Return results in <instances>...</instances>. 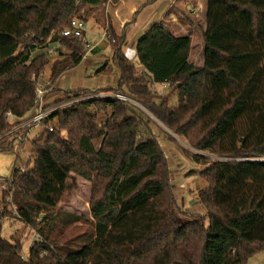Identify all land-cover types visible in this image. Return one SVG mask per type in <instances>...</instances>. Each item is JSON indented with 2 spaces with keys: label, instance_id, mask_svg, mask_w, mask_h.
Returning a JSON list of instances; mask_svg holds the SVG:
<instances>
[{
  "label": "trees",
  "instance_id": "16d2710c",
  "mask_svg": "<svg viewBox=\"0 0 264 264\" xmlns=\"http://www.w3.org/2000/svg\"><path fill=\"white\" fill-rule=\"evenodd\" d=\"M119 1L0 0V152L15 153L29 138V126L14 127L31 108L33 78L49 63L55 84L46 97L58 93L45 106L57 108L30 140L32 165L12 170L16 213L43 241L22 259L23 242L2 236L0 217V264H247L264 249V0H206L200 66L190 60V36L154 21L136 39L137 68L122 49L125 31L108 25L112 61L95 72L109 75L115 67V86H56L88 52L81 37L62 31L73 17L84 20L86 9V17L99 7L104 14ZM53 44L68 59L34 54ZM166 83L175 106L169 93L152 90ZM101 92L125 95L214 156L183 148L204 165L194 170L207 183L198 191L204 214L182 217L173 171L142 110L111 96L75 101ZM73 175L91 182V218L84 219L86 230L66 240L64 229L82 219L58 206ZM0 196V209L11 215Z\"/></svg>",
  "mask_w": 264,
  "mask_h": 264
},
{
  "label": "rangeland",
  "instance_id": "374dc122",
  "mask_svg": "<svg viewBox=\"0 0 264 264\" xmlns=\"http://www.w3.org/2000/svg\"><path fill=\"white\" fill-rule=\"evenodd\" d=\"M141 3L142 4H135L132 12L130 13V19H125V22L133 20L132 24L129 25L127 29H124V26L122 25L121 31H125L127 38L131 39L130 34L138 35L154 21L166 22V20H171L169 14L173 13V23H167L170 25L174 32L190 36L192 41L190 60L194 63L195 66H200L203 60L202 32L205 28L206 22V0H176L174 3H172V5L170 3V0H142ZM121 4L116 5L113 9H111L110 14L112 17L121 19L126 15L124 12L119 13L120 8L123 6ZM111 5L112 3L107 4L108 7H111ZM87 11L90 12V9H86V11L83 12L84 16ZM38 53L47 54L50 61H53L56 58L68 59L67 51H64L60 48H57L53 54H49L47 49L39 50L34 54ZM109 53L110 51L106 50L101 51L97 57L88 56L90 60L88 61L86 68L81 70L80 77H77L78 80L75 78L76 80L73 79V81H65L64 79L69 76V70L71 69L62 72L63 75L61 74V76L58 78L60 79L59 84H62L61 88L69 90L77 87H89L91 83L94 82L91 81V78L86 79V77H84L85 71L90 69V67L92 69L96 65H100L104 62L109 61ZM95 58L100 59L101 62H98L99 64L97 62L92 63ZM132 63L139 66L136 58L132 59ZM50 64L51 63H49V65L44 69L47 75L51 71ZM89 65L91 66L88 68ZM116 77L117 76H115L113 79L112 76H107L106 81L101 80L100 77L99 82L90 88L114 87L115 80L117 79ZM112 83L113 85H110ZM169 86L170 85L166 84H154L152 86V90L153 92H156L157 94L163 96L167 93L170 94ZM53 95L54 97H56L58 93H53ZM130 103L132 104V108L135 111H138V109H140L147 115L146 118L151 119V122L149 123L150 128L163 147L166 158L168 159L169 166L173 171L172 187L176 195L178 205L180 206V211H182V217L189 218L193 215L204 214L206 210L204 206L199 202L198 191L206 187L207 183L202 180L194 171L196 168H201L204 165L195 163L187 158L184 155L183 148L197 151L207 158H213L214 156L193 148L188 143L186 138L174 134L162 122L151 115L150 112L141 107V105L133 100H131ZM168 103L170 106H175L177 104V97L175 93L169 95ZM42 129V126H33L32 128H30L29 138L24 141L22 146L15 149V153L0 152V177L7 178L12 176L13 168L24 170L32 165L33 146L30 140H32L37 133L41 132ZM68 181L73 182L71 189L68 194L65 195V198L58 203V206L61 211L73 213L82 217L80 221H76L72 225H68V227L64 229V239L73 240L89 226V223L84 219L91 218L89 211V200L91 197L92 186L90 181L77 175H73V177L69 178ZM9 210L11 211V215H4L2 217V236L11 240L13 238H20V240L23 242V249L25 250L28 248L30 241L33 239V231L30 230L18 217H16V215L12 214L11 207H9ZM68 245L74 246L75 244L71 243ZM247 264H264V249L252 255L248 259Z\"/></svg>",
  "mask_w": 264,
  "mask_h": 264
},
{
  "label": "crops",
  "instance_id": "0c3cea01",
  "mask_svg": "<svg viewBox=\"0 0 264 264\" xmlns=\"http://www.w3.org/2000/svg\"><path fill=\"white\" fill-rule=\"evenodd\" d=\"M141 1L142 0H140V1L139 0H120L119 2H117L115 4H112L111 7H108L106 5L104 14H102L101 8H97V9H94L92 11V13L89 14V16H87V17L84 16L85 17L84 21H85V25H86V28H85V31H84V33H85L84 37H85V39L87 41V44H88V52L82 58V61L76 67H74L73 69L69 70L70 74H69V76L66 79H64L65 81H67V80H68V82L71 81V80L73 81V79H75V78L77 79V77H80L81 70L86 68V65L88 64V61L90 60V58H88V56L89 57L90 56L97 57L98 54L101 51H106L107 50V51H110V53H109L110 54V59H109V61H107V63H111V61H112V51L110 49L109 42H108L107 38H103L102 35L104 34V32H106V29H107L108 25H110L117 33H121L123 31V30L121 31L122 25L124 27L126 25H131L130 24L131 20L125 22V19H130V13L132 12L135 4H142L143 2L141 3ZM175 1L176 0H170L171 5ZM119 4L123 5L120 8L119 13L124 12L126 15L123 18H121V19H116L115 17L111 16L110 12H111V9H113L116 5H119ZM169 17L171 18V20H166V22H172L173 23L174 14L170 13ZM141 33H139V34H141ZM139 34L138 35H131L130 34V38L131 39L127 38L126 39V43H125V45L122 48L123 52L126 54V56L130 60L135 58V42H136V39L139 36ZM133 48H134V51H133ZM94 62H97V63L99 62L100 63L101 60L95 58V60H93L92 63H94ZM104 63H102V64H104ZM102 64L96 65L92 69L90 67L91 65L88 66V68L90 67V69L85 71L84 77H86V79L87 78H91L92 79L91 81H93L94 83H91V85L89 87H86V88H90V87L96 85L99 82L100 77H101V80L106 81L107 80V78H106L107 76H112L113 79H114L115 76H118V72H117V69L115 67L113 68L111 74H109V75H101L100 76L99 74H96V72H95L96 69L98 67H100ZM136 66H137V68H140V66H138V65H136ZM78 74H79V76H78ZM59 81H60V79L57 80L56 86H59L61 88L62 84H59ZM115 82H116V80H115ZM113 83H114V81H113ZM113 83L110 84V85H113ZM53 99H54V95L51 94V95H49L46 98V101H47V103H49Z\"/></svg>",
  "mask_w": 264,
  "mask_h": 264
},
{
  "label": "built area",
  "instance_id": "2783aa9c",
  "mask_svg": "<svg viewBox=\"0 0 264 264\" xmlns=\"http://www.w3.org/2000/svg\"><path fill=\"white\" fill-rule=\"evenodd\" d=\"M86 25L85 21L81 18L78 17H73L71 19L70 26L65 28L62 31V34L65 36L73 35L76 37H81V40L83 42H86V39L84 35H82V32L85 31ZM103 37H108L107 32H104L102 35ZM88 46V44H87ZM57 48L63 49L60 45L58 44H53L50 45L47 48V51L49 54H53ZM33 81L35 82V87H36V94L34 96V99L32 101V105L30 110L20 119V121L15 125L14 129L23 127V126H29V128L41 126L42 120L49 114L51 111L56 109L57 107H52V108H45L47 101H46V95L47 93L54 87V82L51 78V72L47 75L45 71H41L37 76L33 78ZM166 85H169L166 83ZM102 96H111L115 97L124 101L131 102V99L126 97L125 95L122 94H115V93H110V92H101L97 94H91L89 96L81 97L75 101L79 100H84L88 98H93V97H102ZM6 118L15 121V117L11 112H7ZM52 125L48 127L49 130H52ZM13 181L14 178L12 176L7 177V178H1L0 179V194H4V200L5 203H7L11 209H12V214L16 215V217L19 218L18 214L16 213V206L12 202V193H13ZM6 211V208L1 207L0 209V217L4 216V213ZM32 237L33 239L30 241L29 246L27 249H23L19 252V255L22 259H27L30 255V248L33 247L36 241H43V238L40 236V234L36 230H32Z\"/></svg>",
  "mask_w": 264,
  "mask_h": 264
},
{
  "label": "water",
  "instance_id": "95a60500",
  "mask_svg": "<svg viewBox=\"0 0 264 264\" xmlns=\"http://www.w3.org/2000/svg\"><path fill=\"white\" fill-rule=\"evenodd\" d=\"M177 264H179V263H177Z\"/></svg>",
  "mask_w": 264,
  "mask_h": 264
}]
</instances>
